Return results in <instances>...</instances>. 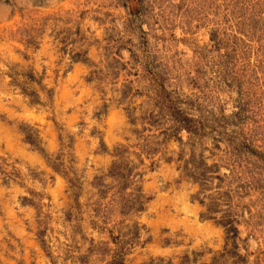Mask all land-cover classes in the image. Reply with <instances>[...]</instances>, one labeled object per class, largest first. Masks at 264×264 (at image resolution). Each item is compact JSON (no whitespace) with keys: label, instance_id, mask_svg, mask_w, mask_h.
Masks as SVG:
<instances>
[{"label":"rangeland","instance_id":"obj_1","mask_svg":"<svg viewBox=\"0 0 264 264\" xmlns=\"http://www.w3.org/2000/svg\"><path fill=\"white\" fill-rule=\"evenodd\" d=\"M0 264H264V0H0Z\"/></svg>","mask_w":264,"mask_h":264}]
</instances>
